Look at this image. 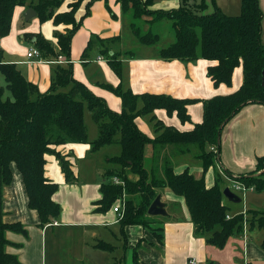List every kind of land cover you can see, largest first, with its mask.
<instances>
[{
  "label": "trees",
  "instance_id": "1",
  "mask_svg": "<svg viewBox=\"0 0 264 264\" xmlns=\"http://www.w3.org/2000/svg\"><path fill=\"white\" fill-rule=\"evenodd\" d=\"M84 1L85 13L77 16ZM94 1L0 0L1 37L10 31L16 6L32 7L41 22L51 19L55 24L69 25L64 33H55L59 48L57 52L42 35L24 34L27 38L35 37L34 45L47 60L58 55L68 60L65 65L53 63L55 68L47 90L40 91L15 63L0 60V72L6 82L5 85L0 83V264H20L17 255L6 250L11 243L6 232L26 233L19 221L8 223L3 219V188L12 180L11 164L14 163L21 173L27 204L37 212L38 225L44 227L51 224L59 216L61 207L52 198L58 184L45 175V156L54 154L66 182H75L72 162L57 151L56 146L87 142L85 107L98 127L97 137L90 142L91 150L96 151L113 143L120 146V153L110 158L118 166L105 172L100 185L101 198L95 203V210H108L124 194L122 216L118 219L123 237L126 236L127 226L139 225L150 229L161 242V226L153 225L156 217L148 215L147 209L163 188L183 198L194 235L205 237L206 242L213 246L223 248L230 236L243 232L246 223L257 224L264 230V210H248L247 214L228 212L229 206L223 202L221 173L216 169L223 125L243 106L249 103L264 104V42L261 39L262 10L259 0H240V12L236 15L227 14L215 7L214 3L213 11L208 12V3L204 0H180L178 7L169 9L154 8V0H118L125 12L131 10L135 20L144 16L147 22L162 18L172 21L173 40L158 49L161 59L194 61L203 58L214 62L208 64L206 74L215 86L221 83L230 86L234 69L242 67L243 80L240 86L227 94L202 99V121L195 123L189 130L165 125L153 113L155 109H164L168 114L175 112L181 123L190 122L187 107L197 99L148 92L138 94L130 88L108 84L106 86L121 99L122 107L115 111L86 84L75 79L69 59L71 38ZM64 3L67 9L59 11ZM131 24L141 44L151 45L159 40L157 33L142 34L137 23ZM89 44L83 49L81 59L87 56ZM107 62L121 76V61L115 53L110 54ZM138 100L142 102L141 107H137ZM147 114H153L158 131L154 137L141 130L137 123V117ZM147 143L152 145L155 153L165 146H170L177 153L192 150L191 153L200 162L203 175L196 177L189 167L176 172L173 162L168 158L162 164V175L155 160L147 168L144 157ZM263 161L264 156L258 157L255 170L231 179L246 189L264 192V171H261L264 170ZM210 167H214V181L207 186L204 173ZM222 173L229 174L226 171ZM131 175H135V178ZM113 177L122 183H114ZM139 243L133 247L132 264H141L137 254ZM96 244L102 249L112 248L104 241ZM260 245L264 250V238ZM205 264L218 263L208 260Z\"/></svg>",
  "mask_w": 264,
  "mask_h": 264
},
{
  "label": "crops",
  "instance_id": "2",
  "mask_svg": "<svg viewBox=\"0 0 264 264\" xmlns=\"http://www.w3.org/2000/svg\"><path fill=\"white\" fill-rule=\"evenodd\" d=\"M112 1L116 3L113 7ZM117 2V0H108V8L114 10L115 17L120 14ZM103 6V0H95L90 5L89 13L83 17L81 25L71 38L69 59L72 62V73L75 79L83 82L94 94L102 97L111 109L119 111L122 107L121 99L119 100L120 97L117 95L114 97L110 91H105L104 87L108 84L121 86L123 63H127L128 66L127 87L134 93L148 92L197 99L187 107L190 122L181 123L175 112L168 114L164 109L154 110L156 119L178 130H189L195 123L202 121V99L227 94L237 89L242 83L241 66L234 69L230 86L224 83L215 86L206 74L208 64L214 62L203 58H197L194 61L164 60L158 56V50L152 53L142 52V54H132L127 51L116 52L118 54L114 52L116 56L121 55L123 60L119 59L122 65L121 76L110 71L102 64L103 59L97 57L95 62L98 66L88 74L89 56L87 54L84 59H81V54L87 46L90 35H98L99 38L106 35L111 37L120 30L119 22L111 21L110 14L103 10ZM28 7L27 5L15 7L9 33L0 36V60L15 63L29 81L35 83L40 91H45L50 85L55 64L42 55L27 57V50L35 46V37L27 38L24 34L42 35L57 52L59 48L55 33H64L69 25L55 24L51 19L41 22L36 15L25 19L24 13ZM66 9L67 6L64 3L58 10ZM85 10L86 1L78 9L77 16H82ZM100 11L101 16L108 22L107 25H104L102 20L101 22L95 20L96 14ZM231 13L237 12L231 10ZM261 39L264 42V31L261 33ZM67 62L68 60L63 56L58 63L65 65ZM100 68L102 73L98 72ZM1 79L3 75L0 72V81ZM141 117H137L140 129L154 137L143 126ZM110 145L120 148L116 143ZM56 150L70 159L76 180L72 183L66 182L58 159L54 154H46L45 175L58 184V189L52 198L61 207L59 216L51 224L44 227L38 225L39 216L35 210L28 207L22 176L14 163L11 164L12 180L3 188L4 221L8 223L19 221L26 229L25 234L6 232L7 239L15 243L7 245L6 250L16 254L20 264H132V250L138 241L140 243L137 254L141 264H205L208 260L218 264H264V250L260 245L264 238V230L257 224L246 223L243 232L230 236L223 248L213 246L206 242L205 237L194 235L193 224L183 198L176 196L168 188L159 191L167 214L155 216L153 224L161 226V242L150 229L139 225L127 226L126 236L123 237L118 225L119 214L113 209L114 205L121 206L120 200L117 199L106 211L95 210L97 206L95 203L101 198L100 185L107 169L104 168L101 172L102 179L100 176H95L93 180L81 179L78 161L86 160L97 150H91L88 142L61 144L56 146ZM191 152L192 150L177 153L170 146H165L158 149L156 153L153 151L148 159L146 157L145 165L148 168L155 160L157 165L161 163L160 167H162L168 158L172 162L180 163V168H175L176 172H180L185 167H190L189 163L193 161L195 166L189 168L192 172L193 168L195 170L198 168L196 164L200 165V162ZM218 153L216 169L220 173L226 171L228 175H231L222 173L225 178L231 179L233 176L255 170L257 158L264 156V104L249 103L243 106L223 125ZM114 156L105 158L107 165L111 163L110 158ZM213 175L214 167H210L204 173L207 186L213 183ZM249 189L252 193L248 197L251 198L244 202V210H264V192ZM178 206L180 210L177 209ZM241 210L243 211L242 208ZM99 241L109 243L112 248L98 247L96 243ZM190 260H193V263H190Z\"/></svg>",
  "mask_w": 264,
  "mask_h": 264
},
{
  "label": "rangeland",
  "instance_id": "3",
  "mask_svg": "<svg viewBox=\"0 0 264 264\" xmlns=\"http://www.w3.org/2000/svg\"><path fill=\"white\" fill-rule=\"evenodd\" d=\"M195 1L200 2L201 0H195ZM204 1L208 3V9H207L208 12L213 11L212 3H214L215 7L220 8L222 11L226 12L227 14L236 15L240 12L239 0H204ZM114 2L115 1H112V7L116 4ZM153 2H154L153 7L158 8V9L175 8L180 5V0H154ZM117 3L119 4L120 14L118 17H115L114 10L108 8V5H109L108 0H103V5H104L102 7L103 10H105V12L108 15L110 14L109 17L111 18V21L119 22L120 30L117 33L112 34L111 37L106 35L103 38H99L98 35H93V34L90 35L89 40H88L90 44L88 45V48L86 50L89 56L88 57L89 62L87 63L88 74L92 73L94 69L98 66V63L95 62L97 57L102 58L103 59L102 64L107 66L110 71L115 73L114 70L108 64V62L106 61V59H108V57L110 56V52L119 53V52L127 51L128 53L130 52L132 54H142V52L152 53V52L157 51L160 47L167 46L173 40V26H172V21L170 19L162 18L159 21L147 22L144 19L146 17L143 16L140 19L135 20L132 17L131 10H129L128 12H125L121 6L120 1H118ZM259 6L262 10L261 25H262V31H264V0H259ZM231 10H234V12H237V13H231ZM117 14L118 13H116V15ZM95 20L97 22H101L102 20L103 21L102 23L104 25H107L108 23L105 21L104 17L101 16V11L96 14ZM132 22L137 23L139 30L142 34L148 33V32L157 33L159 36V40L155 44H151V45L141 44L138 41L137 36L133 32V27L131 24ZM17 41L20 42V39L17 38ZM117 59H120L121 61H123L121 58V55L120 57L118 55ZM123 64H124V70H123V81L121 83V87L123 89H126V88H129L127 87L128 85L127 81L129 80V77H128L129 73H128L127 63H123ZM98 72L102 73V69L100 68ZM0 83L2 85H5L6 82L4 78L1 79ZM104 90L110 91V93H113L114 97L118 96V95L116 96V94L108 87H104ZM141 104H142L141 100H138L137 107H141ZM152 115L153 114L143 115L141 117V122L143 123V126L148 129L149 133L155 136L158 134V131L156 130ZM84 122L87 127V142L90 144V142H92L97 137L98 127H97V124L92 119L86 107L84 111ZM119 150L120 148L118 146L107 144L99 148L95 152V154L89 155L86 160L83 159V160L78 161L77 164L81 171V179L86 178L87 180H91V179L93 180L95 176H100V179H102L101 172L103 171L104 168H106L107 170L117 168L118 165L115 164L114 162H111L109 165H107L108 162L105 161V158L107 156H114V155L119 154L118 153ZM153 151L154 149L151 145L145 146V160H146V157L148 159L152 155ZM188 161L190 162V160ZM160 165H159V174L162 175ZM179 165L180 163L178 161L173 162L174 168L179 169L180 168ZM196 165L198 166V168H196V170L193 168L192 172L194 173L196 177H201L203 175L202 167L200 168V165L198 164ZM189 166H190L189 167L190 169L192 166H195L193 161L189 163ZM131 177L135 178V175H131ZM220 184L222 188L228 187L231 190V192L238 195L241 199L239 202H229L228 198L223 194V202H225L229 206L228 212L230 214H236V212L237 213L244 212L245 214H247V209L244 210L243 204H245L246 201L249 198H251V197H248V195L252 193L249 191L250 189L249 188L245 189L246 192L235 189L234 185L236 183L232 179L225 178L223 174L221 175ZM123 198H124V194L121 197H119L118 200L122 201ZM179 208L180 207L178 206L177 209L180 210ZM241 208L243 209V211L241 210ZM254 229H257V227H254Z\"/></svg>",
  "mask_w": 264,
  "mask_h": 264
},
{
  "label": "water",
  "instance_id": "4",
  "mask_svg": "<svg viewBox=\"0 0 264 264\" xmlns=\"http://www.w3.org/2000/svg\"><path fill=\"white\" fill-rule=\"evenodd\" d=\"M35 10L32 7H28L24 13L25 19H30L35 16ZM264 75V70L262 72ZM262 85L264 86V78L262 80ZM223 194L228 198L229 201L232 202H239L241 199L238 195L231 192L228 187L223 189ZM147 214L150 216H157V215H166L167 211L165 209V203L161 200L160 194H157L154 200L151 202L147 209Z\"/></svg>",
  "mask_w": 264,
  "mask_h": 264
},
{
  "label": "built area",
  "instance_id": "5",
  "mask_svg": "<svg viewBox=\"0 0 264 264\" xmlns=\"http://www.w3.org/2000/svg\"><path fill=\"white\" fill-rule=\"evenodd\" d=\"M27 57H33V56H37L40 57L42 54L40 52V50L36 47V46H31L26 53ZM63 59L62 55H58L56 58H52L49 59V61L51 63H56V62H60ZM114 183H122L117 177H113L112 180ZM235 182V181H234ZM236 184L234 185L235 189L239 190V191H245V187L243 185H241L238 182H235ZM122 202V201H121ZM114 211H117L119 214V217L122 216V203L121 206L119 205H114L113 206ZM55 223V222H54ZM190 263H193V260H190Z\"/></svg>",
  "mask_w": 264,
  "mask_h": 264
}]
</instances>
